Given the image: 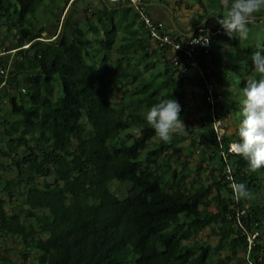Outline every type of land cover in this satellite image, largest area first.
Here are the masks:
<instances>
[{
    "label": "trees",
    "instance_id": "trees-1",
    "mask_svg": "<svg viewBox=\"0 0 264 264\" xmlns=\"http://www.w3.org/2000/svg\"><path fill=\"white\" fill-rule=\"evenodd\" d=\"M76 1L0 0V30L7 27L0 50L7 40L10 54L0 59V68L9 67L0 78V106L9 108L0 116L7 146L0 156L16 167L15 177L0 182V235L19 241L32 264H230L216 255L230 241L240 243L230 250L238 264H264V168L250 172L229 151L239 136H219L216 126L228 115L241 122L239 98L249 82L264 78L252 63L264 48L243 46L240 36L226 33L218 23L225 15L219 0H207L210 10L193 0L203 15L192 26L206 16L215 26L209 49L184 76L177 64L184 60L170 45H154L128 4L109 0L84 24L70 16L59 26L58 13L70 5L74 11ZM42 8L55 13L44 16ZM255 16L251 24L263 22L264 11ZM208 26L204 21L192 37ZM174 33L173 42L188 40ZM117 91L124 95L120 103ZM171 97L192 128L200 162L212 166L204 180L200 163L191 184L168 163L187 138L179 132L162 142L144 119ZM49 175L52 183H36ZM236 184L246 185L250 196L237 199ZM19 191L22 209L8 213L5 197ZM210 224L217 226L218 247L190 242Z\"/></svg>",
    "mask_w": 264,
    "mask_h": 264
},
{
    "label": "rangeland",
    "instance_id": "rangeland-1",
    "mask_svg": "<svg viewBox=\"0 0 264 264\" xmlns=\"http://www.w3.org/2000/svg\"><path fill=\"white\" fill-rule=\"evenodd\" d=\"M170 2H173L174 0H169ZM205 7L210 10L211 6L209 7V2L207 0H202ZM222 7H223V13L226 14V9L231 4V0H219ZM112 2L109 0H77L76 1V9L73 11L72 6H68V9L63 10L58 13L59 15V26L61 24H64L66 21V18L72 16L74 21H78L80 24L85 23V18L89 17L92 19V13L96 10H103L105 5H111ZM183 9H175L177 15L186 18L187 19V26L188 31L190 32L192 29L191 23L197 20L198 15H203L202 10L200 9L199 5L196 4L193 0H180V4H178ZM215 8L218 9V7ZM85 8H89L88 12L85 13ZM225 9V12H224ZM45 11L51 15L50 13H55L54 9H39V12H43V15L45 16ZM167 10H165L166 12ZM169 11V10H168ZM168 16H170V12H168ZM53 17H51L52 19ZM263 22H257L249 25V32L247 34V37H241L243 46L249 45V46H255V47H263L264 48V17L260 18ZM54 21V19H52ZM205 22L209 24L208 30H206V33H209V31L215 26V21L213 18L206 16ZM7 28L5 25L3 26V29L6 30ZM200 28V27H199ZM198 28V29H199ZM49 31H52L54 28L48 27ZM60 28L57 29V32ZM3 30V31H4ZM62 30V29H61ZM0 30V43L4 40L5 33ZM90 35V34H89ZM192 36V34H191ZM44 37H48L44 36ZM90 37V36H89ZM27 47V46H24ZM9 48V42L7 40L5 41V47L0 50V59H6L9 58L10 54H6V50ZM13 53V51H11ZM12 55V54H11ZM9 66V65H8ZM158 67V64H157ZM9 67H5L4 69H7ZM9 73V71H8ZM149 74V73H148ZM146 74V76H148ZM9 75V74H8ZM2 76H0L1 78ZM4 80V77H2ZM2 87V86H0ZM3 89V87L1 88ZM11 90L9 89V92ZM124 98V95L122 91H117L115 94L114 101L117 103H120L121 100ZM224 98V96H223ZM241 101L242 98H239ZM0 116H2V113L8 112V105H1L0 106ZM202 115V114H201ZM184 123V122H183ZM240 121L235 120L231 115L227 116L222 121H219L216 123L217 130L219 131V136H238ZM185 129L182 130L180 133H182L187 139L180 142L179 147L171 154V160L168 162L171 169L175 170L178 178L184 180L187 184H191L193 180L195 179V174L197 172V164H201V171L199 172V177L201 180H204L207 177V174L212 169V166L205 162H200L201 156H200V150L197 146L193 147V137L191 135L192 128L187 127V124L184 123ZM2 127L0 126V134L3 132ZM235 143V142H234ZM233 143V144H234ZM229 145V151H232V145ZM189 150V152H188ZM0 151H7V146L4 142L0 141ZM233 152V151H232ZM162 159L165 161H168V156H162ZM0 162L3 164L5 168H0V175L2 176V179L0 182H3L4 179H9L16 176V167L12 163V158L10 157H3L0 156ZM217 175L218 173H214ZM54 181L53 176H46V177H38L36 179L37 184H43L44 182L52 183ZM211 182V181H210ZM119 183L116 181L111 183V187L116 190V194L118 195L119 199L123 198V193H120V190L122 191L123 188L120 187V189H117V186ZM123 187H126L123 186ZM20 191L15 193V197L12 200L9 197H5L8 201L7 204V210L8 213H12L18 210L22 209V198L19 196ZM215 230V231H214ZM217 232V226L214 224H210L202 231L198 232L195 236H193L190 239L191 243H199V244H207L211 250L215 249L219 245V237L215 235L214 233ZM237 238V237H235ZM248 243L249 245L252 243V238L248 237ZM231 244L229 248L226 249V251L221 250L216 255L219 257L220 260L224 262H228L230 264H238V262L233 259L232 254L230 253V250L232 247L237 246L240 247V243L237 241H230ZM214 255V253H213ZM244 252L241 249L238 256H243ZM214 257H216L214 255ZM227 257H229V261H227ZM34 256L28 254V252L23 251L22 244L12 238H5L2 235H0V264H32L33 263ZM215 262V260H214ZM241 264H250L248 260L245 262H242Z\"/></svg>",
    "mask_w": 264,
    "mask_h": 264
},
{
    "label": "clouds",
    "instance_id": "clouds-1",
    "mask_svg": "<svg viewBox=\"0 0 264 264\" xmlns=\"http://www.w3.org/2000/svg\"><path fill=\"white\" fill-rule=\"evenodd\" d=\"M261 11H264V0H231L227 13L218 19V23L230 37L246 38L255 14ZM252 63L257 73L264 75V52H256ZM243 97L239 140L232 145V151L246 161L250 172L256 173L264 168V78L249 82L243 89ZM180 113V103L171 97L148 109L144 119L155 136L168 143L174 134L185 129ZM233 188L237 199L250 196L244 184L233 185Z\"/></svg>",
    "mask_w": 264,
    "mask_h": 264
},
{
    "label": "built area",
    "instance_id": "built-area-1",
    "mask_svg": "<svg viewBox=\"0 0 264 264\" xmlns=\"http://www.w3.org/2000/svg\"><path fill=\"white\" fill-rule=\"evenodd\" d=\"M113 2L119 1L132 6L138 14V21L141 23L143 29L146 32V36L154 44L160 47L170 45L172 51L184 62L177 63L181 73L186 76L188 72V66L196 67L198 59L196 58L201 51L208 50L210 47L209 33L201 34L197 37L190 36L188 40L183 42H173L170 36V30L166 25L154 20L146 10L145 1L143 0H110ZM206 43H205V42ZM208 41V43H207ZM28 46V45H27ZM0 76L6 79L8 77V69L0 68ZM212 85H208V90L211 92ZM209 92V94H210ZM210 99V98H208ZM218 131V130H217ZM219 133V131H218Z\"/></svg>",
    "mask_w": 264,
    "mask_h": 264
},
{
    "label": "crops",
    "instance_id": "crops-1",
    "mask_svg": "<svg viewBox=\"0 0 264 264\" xmlns=\"http://www.w3.org/2000/svg\"><path fill=\"white\" fill-rule=\"evenodd\" d=\"M178 4H180V0H174L173 2L166 0V3L160 2V0H151L148 3H145V7L149 15L154 20L163 22L171 33L175 32V37L189 38L191 34L193 35L194 32L204 23L205 20L196 27L192 26V29L189 32L187 19L177 15L175 11V9H183ZM165 10L167 11L165 12ZM168 12H170V16H168Z\"/></svg>",
    "mask_w": 264,
    "mask_h": 264
}]
</instances>
